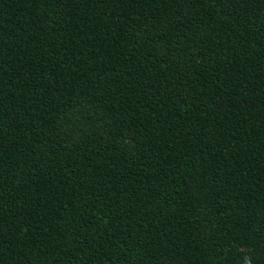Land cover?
<instances>
[{
    "label": "trees",
    "instance_id": "trees-1",
    "mask_svg": "<svg viewBox=\"0 0 264 264\" xmlns=\"http://www.w3.org/2000/svg\"><path fill=\"white\" fill-rule=\"evenodd\" d=\"M0 264H264V0H0Z\"/></svg>",
    "mask_w": 264,
    "mask_h": 264
}]
</instances>
